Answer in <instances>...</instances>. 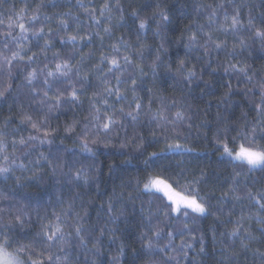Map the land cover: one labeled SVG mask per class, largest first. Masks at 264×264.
Wrapping results in <instances>:
<instances>
[{"label": "snow or ice", "instance_id": "snow-or-ice-1", "mask_svg": "<svg viewBox=\"0 0 264 264\" xmlns=\"http://www.w3.org/2000/svg\"><path fill=\"white\" fill-rule=\"evenodd\" d=\"M7 2L0 186L15 187L0 190V264H264V73L248 62L264 64V0H195L191 13L180 0ZM69 110L76 148L51 123ZM209 116L230 178L189 166L202 154L185 130ZM102 149L116 150L106 168ZM122 225L136 231L121 238Z\"/></svg>", "mask_w": 264, "mask_h": 264}, {"label": "trees", "instance_id": "trees-1", "mask_svg": "<svg viewBox=\"0 0 264 264\" xmlns=\"http://www.w3.org/2000/svg\"><path fill=\"white\" fill-rule=\"evenodd\" d=\"M29 4H31L32 0H28ZM85 3L89 2V0H84ZM137 3H140L141 0H136ZM169 3L175 4L177 2V0H168ZM195 2V0H180V3H183L186 5V9L188 13L192 12V4ZM254 2L258 5L259 4V0H254ZM95 3L99 4L101 3V0H95ZM14 5L16 9H19L21 7H23V5L21 4V0H8L7 4L4 5V9L5 11H10L11 10V6ZM63 10H67V9H63ZM73 11H75V9L73 8ZM264 11V8H259L257 7L254 10V14L255 15H259L260 12ZM148 15H150V13H147ZM81 18L84 19V15L83 13H80ZM191 22V21H189ZM183 26V22H181L180 27ZM176 40V45H173L172 48H170V53L173 54V59H175V52H179L181 56H183V48L182 47H178L177 45H179L180 41H179V37H175L174 38ZM231 39V38H229ZM251 42V41H250ZM41 43H43L41 41ZM98 46V45H97ZM32 49L34 51H36L35 45H31ZM254 47L256 49H259L260 45L259 44H255ZM57 48H59V45L57 44ZM61 55H68L72 49L68 48L67 50L63 49V48H59ZM87 51V50H85ZM48 58L51 59L52 58V54L49 53L48 54ZM221 59L223 60L224 58L221 57ZM248 62L250 64H252L253 68L258 72V73H264V64H262L259 60H256L255 57H249L248 58ZM233 86L235 87V84H233ZM202 110V108H201ZM15 110H13L14 112ZM213 112V114L215 113V109L213 108L211 110ZM8 113H9V109L7 107H2L0 108V121H4L7 120L8 118ZM77 116H80L81 119H83V117L80 115V113H76ZM74 118L73 113L71 110L69 111H64L59 115V119L58 120H52L51 123L53 124V126H59V137L60 139L56 140V145H59L61 140H63L64 145H66L69 148H76L78 147L77 145L73 144L72 142H70L67 139H64L65 133L63 131V126L65 124H70L72 119ZM209 120L211 121V125H209L208 127H201L199 129L197 128H193L191 129V135H188V130H185V135L188 136V146L192 147L195 149V151L197 153H201V157L199 159H191L189 158V166L191 168H193V170H198L199 168H204L206 171H208L209 173L215 172L217 175H221L224 176L226 178H230L232 175V171L233 169L228 166L227 164H221L219 163V153H213V149L209 144V139L212 135L211 132H209V127H214L215 126V120L212 118V116H209ZM197 123H199V121H197ZM145 139H146V143H145V147H147V141H149L151 139V137H148L146 132H145ZM160 147L162 148L163 145H160ZM159 148H148V151H158ZM102 151V155H100V162L101 164L106 168L107 164L110 160H112V157L109 156V152H114L116 150L113 149H108V150H101ZM129 151H131L129 149ZM127 158V157H126ZM117 163L120 162V160L116 161ZM133 165H137V161L133 160L132 161ZM140 167H142V165H139ZM105 176H107V173H105ZM129 179H135V176H131L129 177ZM15 187V185H11V182L9 185H4V186H0V190L3 191H7L8 187ZM101 191H103V189H101ZM29 194L33 195V196H37L39 195L35 189H31L29 190ZM217 195H219V193H217ZM92 199H96L95 196L91 197ZM148 199H150L149 197H145V201H147ZM160 202L159 201H155L153 204V210H155V206L158 205ZM93 216L95 215V213H92ZM209 222H206L204 227L207 228L209 225ZM122 231L124 232V236H122L121 238H125L128 234V232L130 231H136L134 229L128 228L127 226L122 225L121 226ZM132 239V238H130ZM177 243H179V241L177 240ZM136 248L138 249V245H136ZM109 252H115V249H106L105 250V254L107 255ZM131 255V254H130ZM155 259L159 260V257H156ZM205 264H212V261H206Z\"/></svg>", "mask_w": 264, "mask_h": 264}]
</instances>
